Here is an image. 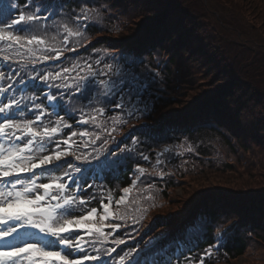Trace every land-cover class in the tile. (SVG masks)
<instances>
[{"label": "trees", "instance_id": "1", "mask_svg": "<svg viewBox=\"0 0 264 264\" xmlns=\"http://www.w3.org/2000/svg\"><path fill=\"white\" fill-rule=\"evenodd\" d=\"M81 2L56 0L63 4L57 23L62 25L73 11L79 12ZM19 3L23 7L24 0ZM91 3L100 13V27H90L84 41L86 47H77L75 52L65 50L60 60L48 63L63 61L62 67H70L77 59L82 65L105 55L106 62L101 64L111 63L122 69L126 63L145 76L148 71L155 73L158 79L153 86L148 84L145 93L150 113L126 117V124L113 125L111 114L106 112L107 131H97L91 122L86 125L90 138L100 135L103 139L111 132L107 147L118 148V155L128 156L122 172L102 174L106 178L95 181L100 187L95 189V199L88 206L97 207L101 195L105 199L108 193L115 197L121 188L128 187L135 164L143 161L141 154L157 159L165 148H182V158L189 163L179 164L177 155L170 165L183 178L144 176L122 206L141 219L138 223L130 220L128 227L120 229L116 236L130 235L123 237L126 245H120L117 252L138 241H143L139 244L143 248L144 243L163 233L166 238L160 242L162 245L173 241L191 257H181L179 264H198L205 249L220 243L217 234L223 236L227 232L223 246L219 251L213 248L205 264H238L251 248L264 243V0ZM119 10L120 18L115 14ZM42 36L46 44L41 47H63L62 30L49 29ZM68 39L70 48L75 38ZM109 52L120 61H108ZM68 82L74 83L71 78ZM174 82L179 86L176 90ZM169 91L172 94L167 96ZM81 107L76 103V109ZM92 115L95 119L103 117L98 113ZM68 122L72 129L65 128L63 135L72 130L80 133L81 127L75 121ZM113 127L115 131H111ZM130 135L136 142L135 149L130 148ZM211 140L220 145L209 144ZM96 143L99 146L100 141ZM177 146L180 148L176 149ZM205 170H211V174L191 179V186L185 188L183 199L173 205L172 212H157L154 207H160L161 201L167 202L169 190L184 181V176L192 178ZM92 192L89 189L85 195ZM263 262L264 259L257 258L254 263Z\"/></svg>", "mask_w": 264, "mask_h": 264}, {"label": "snow or ice", "instance_id": "2", "mask_svg": "<svg viewBox=\"0 0 264 264\" xmlns=\"http://www.w3.org/2000/svg\"><path fill=\"white\" fill-rule=\"evenodd\" d=\"M62 8L56 0H24L23 7L19 0H0V264H179L181 257L190 260L173 241L162 245L163 233L143 248L139 247L143 241H138L117 252L126 245L123 237L130 234L115 233L128 227L130 220L141 219L121 207L128 187L115 201L111 193L107 202L101 195L99 209L87 207L100 187L95 181L106 178L102 174L122 172L128 156L107 147L111 132L103 139L100 135L90 138L87 130L63 135L65 128L72 129L68 121L77 126L91 122L107 131L106 126L96 125L93 112L110 113L113 125L126 124L125 117L150 113L145 93L158 77L147 69L145 76L126 63L122 69L111 63L94 68L88 61L81 65L78 59L70 67H62L63 61L48 63L60 60L65 50L86 47L90 27H100V13L91 0H82L80 11H73L61 25L56 17ZM49 29L62 30L63 47H41L46 44L42 34ZM69 37L75 38L70 48ZM100 64L97 60L96 65ZM37 65L56 70L44 71ZM70 78L74 83L68 82ZM76 103L82 107L76 109ZM128 140L134 142L131 135ZM174 156L165 148L157 164L163 157ZM141 158L148 160L143 154ZM144 172L137 166L133 174L143 176ZM89 189L93 192L86 196ZM223 236L217 234L220 243L205 249L198 264H205L213 248L219 251ZM110 237L112 246H108Z\"/></svg>", "mask_w": 264, "mask_h": 264}, {"label": "rangeland", "instance_id": "3", "mask_svg": "<svg viewBox=\"0 0 264 264\" xmlns=\"http://www.w3.org/2000/svg\"><path fill=\"white\" fill-rule=\"evenodd\" d=\"M120 13H121V10H119L118 12L117 11L115 12V14L117 15L118 18L121 17V14ZM107 55L109 57L108 58V61H111V62H113V61H116V62L120 61V59H118V57L112 56V54L110 52ZM104 56L105 55H103L99 59H94V63H92L91 60L90 61L87 60V61L90 62V63H92L93 66H94V68H96V67L102 68L105 63L100 64V65H96V61L97 60H100L101 62H106L105 59H104L105 58ZM83 64H84V62L82 63V65ZM146 83H147V81H146ZM154 84L155 83H149L150 86H153ZM172 86H173V88L175 90L179 88V86H178V84L176 82H174ZM163 88L166 89L165 87H163ZM167 94H168L167 96H170L172 94V92L169 91ZM171 99H174V97H171ZM84 111H88V109H84ZM116 111H119V110H116ZM94 113L95 112H93L92 114H94ZM104 115L101 118H96L95 119L96 125H104L105 126L107 124L106 116H104ZM80 127H81V130H78L79 132H82V131L87 130L86 129V125H83V126H80ZM95 129L97 131H100L101 129H104V127H95ZM135 143L136 142H133V145H131L130 148L132 147L133 149H135ZM213 143L214 144H219L216 140L209 141V144H213ZM163 148L164 147H162V149ZM178 148H180V147L177 146L176 149H178ZM219 149H221V148H219ZM224 151H225L224 154L225 155L226 154L228 155V152L226 151V149H224ZM171 152L174 153L175 156H177V155L179 156L178 161H177L179 164L186 165L187 163H189V161L187 160V158H182L184 156V154H185L182 148L180 150H173L172 149ZM144 155H146V154H144ZM225 155H224V157H225ZM162 160H163V162L161 164H157V159L156 158H148L147 161L143 159L142 162L137 163L138 166H140V167H142V168L145 169V172H144L143 176H140L139 173H136L135 174V176H136L135 177V180L136 181H137L138 176H139V179L136 182L135 186L139 183V181L144 176H149V175L155 176V177H158V178H161V173H163V177L165 175H167V176H171V177L173 176L174 178H178V179L183 178V177H181V175L179 173L177 174V171L176 170H174L171 167V165H170V163L172 162L171 159H167V157H166V158H162ZM230 161H231V159H230ZM149 165H150V168H149ZM208 174H211V170H205L204 173L198 174V175H196L195 177H192V178L187 174L186 176H184L185 177L184 181H182L181 183H177V186L174 189L169 190V195H168V198H167V202L161 201L160 203L162 205L160 207H157V208L154 207V208L157 210V212L160 210L159 211V214L160 213H165V212H167V213L172 212V209L171 208L173 207V205L176 202H178V200L183 199L185 188L191 186V179H194V178H197V179L200 178L201 179V176L208 175ZM135 186H134V188H135ZM134 188H132L131 190L133 191ZM130 196H131V193L130 194L128 193L127 194V198H126V203L129 201ZM112 199H114V196H112ZM115 200H113V201H115ZM106 202H107V200H106ZM87 207L88 208H91L88 205H87ZM113 207L115 209V205H113ZM97 208L99 209L100 208V205L97 206ZM153 215H154V212L152 213L151 216H153ZM155 215H156V213H155ZM151 216H150V218H151ZM117 234H119V232H117ZM257 258L264 259V243H261V246L254 247V249L251 248L250 251L248 252V254L246 256H244V257H241L239 259L240 261L237 262V263L238 264H255L254 262L257 261ZM85 263H86V261H85ZM218 264H222V263H218ZM259 264H264V262L263 263H259Z\"/></svg>", "mask_w": 264, "mask_h": 264}]
</instances>
